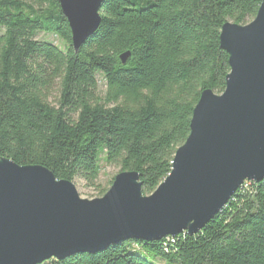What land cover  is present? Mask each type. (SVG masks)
I'll return each instance as SVG.
<instances>
[{
	"label": "trees",
	"instance_id": "1",
	"mask_svg": "<svg viewBox=\"0 0 264 264\" xmlns=\"http://www.w3.org/2000/svg\"><path fill=\"white\" fill-rule=\"evenodd\" d=\"M261 4L104 0L101 26L75 53L58 0H0V156L82 180L98 197L109 190L99 185L103 159L139 174L143 195L153 194L190 135L202 93L226 89L223 26L247 25ZM40 33L64 49L38 41ZM142 249L166 264H264V181L245 182L194 236L120 242L41 264H155Z\"/></svg>",
	"mask_w": 264,
	"mask_h": 264
},
{
	"label": "water",
	"instance_id": "2",
	"mask_svg": "<svg viewBox=\"0 0 264 264\" xmlns=\"http://www.w3.org/2000/svg\"><path fill=\"white\" fill-rule=\"evenodd\" d=\"M78 53L102 23L104 0H58ZM230 74L222 94L202 93L170 174L149 196L139 174L120 172L101 198L42 166L0 156V264H41L120 242L198 234L245 183L264 181V0L247 25L220 36ZM130 52L120 56L123 64Z\"/></svg>",
	"mask_w": 264,
	"mask_h": 264
},
{
	"label": "rangeland",
	"instance_id": "3",
	"mask_svg": "<svg viewBox=\"0 0 264 264\" xmlns=\"http://www.w3.org/2000/svg\"><path fill=\"white\" fill-rule=\"evenodd\" d=\"M37 40L42 41V42L52 43L53 45L58 46L61 49H64V47H65L63 42L57 36H55L53 34L40 33L37 36ZM98 79H99L100 91L104 92L105 91V85L102 82L100 77H98ZM58 97L59 96L56 93L52 97L51 102L54 105H57L56 103H57ZM100 168H101L100 177H99L100 189H103V188L110 189L111 188L110 182L120 173V168L108 165L103 159H101ZM75 184H76L77 190H78L81 198L87 199V200H93V199L101 198V197H98V191L94 188L87 187L86 183L84 181L78 180V181H76ZM140 254L155 264H166L165 262L156 258L153 254L148 253L144 249H142Z\"/></svg>",
	"mask_w": 264,
	"mask_h": 264
},
{
	"label": "built area",
	"instance_id": "4",
	"mask_svg": "<svg viewBox=\"0 0 264 264\" xmlns=\"http://www.w3.org/2000/svg\"><path fill=\"white\" fill-rule=\"evenodd\" d=\"M249 183V182H248Z\"/></svg>",
	"mask_w": 264,
	"mask_h": 264
}]
</instances>
